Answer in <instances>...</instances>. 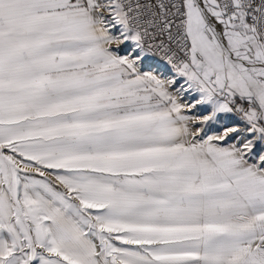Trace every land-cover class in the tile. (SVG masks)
Segmentation results:
<instances>
[{
	"label": "snow or ice",
	"instance_id": "6c2138e0",
	"mask_svg": "<svg viewBox=\"0 0 264 264\" xmlns=\"http://www.w3.org/2000/svg\"><path fill=\"white\" fill-rule=\"evenodd\" d=\"M0 264H264V0H0Z\"/></svg>",
	"mask_w": 264,
	"mask_h": 264
},
{
	"label": "rangeland",
	"instance_id": "374dc122",
	"mask_svg": "<svg viewBox=\"0 0 264 264\" xmlns=\"http://www.w3.org/2000/svg\"><path fill=\"white\" fill-rule=\"evenodd\" d=\"M162 65H164V64H162ZM160 68H161V63L158 62L155 59V57L150 58L148 60H145L143 65H142L143 71L152 72L153 74H156L157 76H160L161 78L168 77V73L165 70H161ZM167 68H169V67H167ZM185 99H187V97H185ZM234 124H238L241 128L244 127L243 122L236 115L221 114V116L219 117V125L231 126ZM219 125H214L213 129L218 130ZM256 150L258 151L259 149L257 148Z\"/></svg>",
	"mask_w": 264,
	"mask_h": 264
},
{
	"label": "bare ground",
	"instance_id": "6f19581e",
	"mask_svg": "<svg viewBox=\"0 0 264 264\" xmlns=\"http://www.w3.org/2000/svg\"><path fill=\"white\" fill-rule=\"evenodd\" d=\"M157 61H158V60H157ZM158 62H159V61H158ZM160 63H161V62H160ZM162 64H163V63H161V68H160V69H161V70H165V71L168 73V77H170V76H171V68H170V67L167 68L168 66L166 67L165 64H164L165 66L162 65Z\"/></svg>",
	"mask_w": 264,
	"mask_h": 264
},
{
	"label": "built area",
	"instance_id": "2783aa9c",
	"mask_svg": "<svg viewBox=\"0 0 264 264\" xmlns=\"http://www.w3.org/2000/svg\"><path fill=\"white\" fill-rule=\"evenodd\" d=\"M155 59L158 60L159 62L165 64L166 66L170 67V66L167 64V62H166L164 59H162L160 56H156Z\"/></svg>",
	"mask_w": 264,
	"mask_h": 264
}]
</instances>
